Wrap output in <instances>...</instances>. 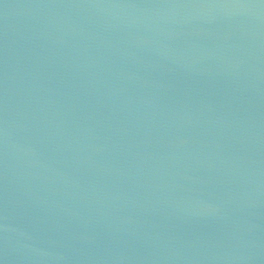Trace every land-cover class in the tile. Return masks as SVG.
Here are the masks:
<instances>
[{
  "label": "water",
  "instance_id": "obj_1",
  "mask_svg": "<svg viewBox=\"0 0 264 264\" xmlns=\"http://www.w3.org/2000/svg\"><path fill=\"white\" fill-rule=\"evenodd\" d=\"M0 264H264V0H0Z\"/></svg>",
  "mask_w": 264,
  "mask_h": 264
}]
</instances>
